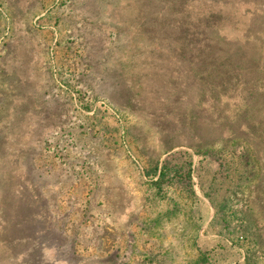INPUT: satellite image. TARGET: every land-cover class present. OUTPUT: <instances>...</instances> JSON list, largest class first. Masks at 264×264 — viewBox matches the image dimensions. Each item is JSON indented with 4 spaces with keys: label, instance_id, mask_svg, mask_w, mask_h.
Instances as JSON below:
<instances>
[{
    "label": "rangeland",
    "instance_id": "374dc122",
    "mask_svg": "<svg viewBox=\"0 0 264 264\" xmlns=\"http://www.w3.org/2000/svg\"><path fill=\"white\" fill-rule=\"evenodd\" d=\"M262 43L264 0H0V264H264Z\"/></svg>",
    "mask_w": 264,
    "mask_h": 264
},
{
    "label": "trees",
    "instance_id": "16d2710c",
    "mask_svg": "<svg viewBox=\"0 0 264 264\" xmlns=\"http://www.w3.org/2000/svg\"><path fill=\"white\" fill-rule=\"evenodd\" d=\"M146 2H148L151 5H155V4L161 3L162 0H146ZM147 16H152V15H147ZM195 44H196V42H195ZM228 45H230V44L229 43L227 44L226 40H223V39L219 40V37H215L213 40H210L209 43L206 44L204 47H201V50H200L201 53H195L193 55V59L190 60L191 66L193 68L197 69L198 63L201 64L200 66H203L204 61L207 59H212L214 61H218V58L220 57V53L221 54L226 53V55H229L231 53V51H229V50H231V49L228 48ZM234 45H237V44L235 43ZM248 45H249V47H251V44H248ZM224 46H226V47H224ZM195 48H196V46L193 45L192 49L194 50ZM261 49L264 50V43H262ZM195 56H198L199 59H195ZM209 64L212 67L217 66V63H215V62H211ZM218 64H219V62H218ZM224 65L225 64L223 63L222 66H224ZM215 79H217V77H215ZM215 79H211L208 76V77H205L204 82H205V84H207L210 87L215 88L216 90H218L221 86H224V87H227L231 93H234L236 91L235 85H236V83H238V80H239L237 77H235V76L232 77V75H230L226 78L217 79L218 81H216V82H215ZM249 96L251 97L252 95L250 94ZM245 159H247V157H245ZM243 163L246 164V166H248L250 164V158H248ZM167 170H168L167 167H164L161 170H158V168H157L152 173H147V176L152 177L153 179L158 177V180L154 183V185L156 187H161V182L167 176ZM176 175L177 176L180 175V174H178V171H177ZM188 177L190 179V175Z\"/></svg>",
    "mask_w": 264,
    "mask_h": 264
},
{
    "label": "crops",
    "instance_id": "0c3cea01",
    "mask_svg": "<svg viewBox=\"0 0 264 264\" xmlns=\"http://www.w3.org/2000/svg\"><path fill=\"white\" fill-rule=\"evenodd\" d=\"M229 244L232 246V243L229 242ZM222 264H236V263L233 262L232 260H229V261H224Z\"/></svg>",
    "mask_w": 264,
    "mask_h": 264
}]
</instances>
